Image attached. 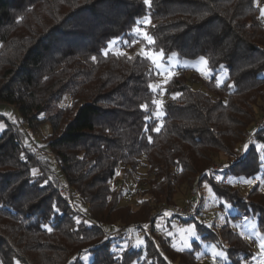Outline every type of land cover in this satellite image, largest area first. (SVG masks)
<instances>
[{"label":"trees","instance_id":"16d2710c","mask_svg":"<svg viewBox=\"0 0 264 264\" xmlns=\"http://www.w3.org/2000/svg\"><path fill=\"white\" fill-rule=\"evenodd\" d=\"M261 7L264 0H0V104L19 116L2 118L0 132V264H198L203 244L223 249L229 264L252 261L249 242L228 222L216 232L194 217H167L168 229L175 219L194 221L201 237L180 252L148 233L161 229L153 231L160 205L207 182L235 209L232 219L255 221L264 237L259 184L243 195L225 182L264 178V126H251L258 115L264 120ZM138 27L153 43L135 36ZM136 41L164 58H204L211 75L173 71L156 116L149 85L158 75L134 52ZM113 43L129 52L111 51ZM65 96L69 104L59 106ZM47 123L39 151L26 131ZM239 147L241 157L218 180L208 169L214 157ZM139 168L134 208L121 204L122 189L111 182L116 171ZM65 185L71 199L59 195ZM106 225L113 234L104 237ZM132 226H141L140 237Z\"/></svg>","mask_w":264,"mask_h":264},{"label":"rangeland","instance_id":"374dc122","mask_svg":"<svg viewBox=\"0 0 264 264\" xmlns=\"http://www.w3.org/2000/svg\"><path fill=\"white\" fill-rule=\"evenodd\" d=\"M145 31L142 27H138ZM135 36L138 38H142L136 30L134 31ZM109 49L113 52H121L126 51L129 52V48H122L117 44H111ZM128 49V50H127ZM143 50H145L141 45L137 44L134 48V52L143 54ZM161 66L157 68L155 65V69L157 72V81L152 85L153 91L157 94L156 100L159 102H163L164 96L162 94V88L164 84L169 80L172 75V72L178 69H189L196 71L202 77H209L208 73L210 70L207 68L205 59L197 58L193 60L189 59H177L174 55H170L167 58L162 57L160 60ZM217 79L220 80V84H222L225 80L224 72H220L217 75ZM216 79V81H217ZM69 97L65 96L62 101L60 102L59 106H65L69 104ZM160 103V106H161ZM156 105V104H155ZM157 113L156 116L161 115L159 111L160 107L158 108L156 105ZM2 118L9 119L11 121L17 122L19 119L18 114L9 106L0 104V123H4ZM251 126H264L263 117L258 115L255 122ZM1 132V131H0ZM51 132L50 125L44 124L40 127L39 131L32 135L30 132L26 131V141L31 143L34 148L38 149L41 145V139L45 137L47 134ZM246 140L248 143H251L253 139L246 134ZM255 141H252V143ZM40 151V150H39ZM241 154V147L236 150V154L230 158H227L221 154L214 157V161L210 164L208 169L210 172L215 175L218 180L222 179V173L218 171H222L224 166H228L229 164L235 163L239 160ZM48 157L51 159V155L48 154ZM52 160V159H51ZM145 176V169L139 168L138 172L131 175H124V172L120 169L116 171L115 177L111 182L112 187H117L122 189L123 198L121 200V204H129L134 208L137 207L139 203V198L136 196L134 190L137 185V178H142ZM251 180L253 181L252 184H248L245 181ZM225 182L230 183L232 186L238 189V191L246 195L249 190L253 187L255 183H258L260 186V192L264 193V178L261 175H258L253 178H246V177H235V178H227ZM142 183H139L141 186ZM66 186V185H65ZM198 201L197 205L199 209V213L195 211L192 217L196 218L200 223H204L205 225L211 227L216 232L220 230L222 226H224L227 222L230 228L234 232L240 233L245 239L249 242L251 249L253 251V258L252 261L244 260V264H264V248L261 247L264 244V237L263 235L257 230L255 221L249 219H237L234 220L230 216L235 215V209H233L230 205L226 204L224 201L217 198L215 193L213 192L212 188L207 182H202L199 188L189 190L186 187L180 188L175 195V201L173 203L176 206H184L192 201ZM223 204L224 207L220 208L219 205ZM168 204V203H167ZM160 215L154 217V225L153 231L156 230V226L161 227V229H157L155 232L148 233V236L157 240V237H163L166 244L172 249L176 251H185L186 249L190 248V245L193 241L200 242L201 237L196 233L195 230V223L194 221L189 222H181L180 226H177L178 220L175 219L171 222V228L168 229L166 226V218L170 215L165 216V212H159ZM171 217V216H170ZM142 226V225H141ZM140 226V228H141ZM134 227V226H132ZM131 227V228H132ZM120 228V227H117ZM142 233L144 232L141 228ZM105 231V230H104ZM191 231L196 233V236H192L190 234ZM106 234V232H104ZM259 233V235H257ZM120 234H122L120 232ZM104 235V234H103ZM135 243H139L141 240L134 239ZM140 244V243H139ZM225 245V243H223ZM222 252L224 255L223 257L214 256L213 253ZM14 264H20L18 262H14ZM198 264H229V260L226 257V254L223 249L218 248L214 244H203L200 254L198 255Z\"/></svg>","mask_w":264,"mask_h":264},{"label":"snow or ice","instance_id":"6c2138e0","mask_svg":"<svg viewBox=\"0 0 264 264\" xmlns=\"http://www.w3.org/2000/svg\"><path fill=\"white\" fill-rule=\"evenodd\" d=\"M254 2L258 3V0H254ZM150 3H151V0H144V4L146 6H150ZM259 11H260V16L262 18H264V7H261L259 9ZM143 23L147 27L149 25V23H150V18L149 17H145L144 20H143ZM136 32L143 38V40L148 41L149 44L153 43V38L147 32L143 31L140 28H137ZM143 54H144V57L146 59H149L157 68H159L161 66L160 60L163 57L162 53L149 52V51H147L145 49V50H143ZM93 59H95V58H93ZM201 59H203V58H201ZM221 67L223 68L224 66L221 65ZM208 75L210 76L211 73H208ZM217 86L218 87L220 86V80L219 79H217ZM149 88L152 89L153 86L149 85ZM153 103L156 104L158 108L160 107V103L161 102L154 100ZM142 108H145V106H142ZM4 129H5V124L4 123H0V131H3ZM248 147H249V145H245L244 146L245 150H247ZM259 149L260 150H264V143L259 145ZM21 159H23V156L21 157ZM35 174H36V172H35V170H33V175H35ZM217 179H219V178H217ZM245 182L248 183V184H252L253 183V181H251V180H247ZM52 211L53 212H58L59 211L58 206L54 204L53 207H52ZM164 215L167 216V215H169V213L166 212ZM76 223L79 224V223H81V221L77 220ZM83 223L84 224H88L89 222L88 221H83ZM45 227H47V225H45ZM48 231H52V229L48 228ZM190 234L192 236H196V233L194 231H191ZM257 235H259V233H257ZM139 243H143V241H140ZM261 247L264 248V244H262ZM87 251L88 250L86 249L85 252H87ZM213 255L214 256L223 257L224 254L222 252H218V253H213ZM74 259L77 260V262H79L80 259H83V260L87 261L89 259V257L84 256V257H77V258H74Z\"/></svg>","mask_w":264,"mask_h":264},{"label":"built area","instance_id":"2783aa9c","mask_svg":"<svg viewBox=\"0 0 264 264\" xmlns=\"http://www.w3.org/2000/svg\"><path fill=\"white\" fill-rule=\"evenodd\" d=\"M59 195L62 196L63 198H67V199H71V194H70V189L68 186H64L61 189H59ZM70 203L73 205V201L70 200ZM196 206H197V201L194 200L191 203L184 205V206H176L174 204H162L159 207V212L163 211V212H167L169 213L170 216H175L177 218L179 217H186V218H190L192 217V215L195 213L196 211ZM178 222L176 223L177 226L181 225V221H179V219H177ZM136 233L137 236L140 237L142 235V230L141 228H132ZM104 232H106V234L104 233V237L112 235V229L109 225H106L104 227Z\"/></svg>","mask_w":264,"mask_h":264}]
</instances>
